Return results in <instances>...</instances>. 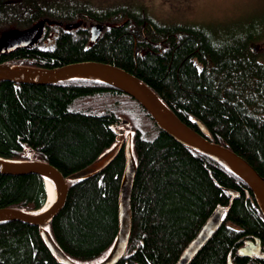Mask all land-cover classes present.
<instances>
[{"label":"trees","instance_id":"obj_1","mask_svg":"<svg viewBox=\"0 0 264 264\" xmlns=\"http://www.w3.org/2000/svg\"><path fill=\"white\" fill-rule=\"evenodd\" d=\"M95 1V3H94ZM0 0V38L43 21L33 46L0 52V63L54 67L97 60L132 73L183 122L199 119L210 139L245 158L264 177V11L209 25L159 17L140 0ZM165 20H164V19ZM74 27L69 22L81 20ZM101 23L90 41V25ZM130 132L136 165L131 231L114 264H174L217 206L222 222L188 264H264V216L247 184L211 157L175 141L131 95L109 83L72 78L52 83L0 80V156L47 161L68 176ZM123 147L101 170L68 180L63 206L46 224L72 260L97 263L117 232ZM37 173H0V207L45 205ZM260 253L240 255L247 239ZM0 264H61L39 227L0 221Z\"/></svg>","mask_w":264,"mask_h":264},{"label":"water","instance_id":"obj_2","mask_svg":"<svg viewBox=\"0 0 264 264\" xmlns=\"http://www.w3.org/2000/svg\"><path fill=\"white\" fill-rule=\"evenodd\" d=\"M79 23L80 20H77V23L68 24L66 27H74ZM91 28H95L97 32L96 36L90 40L93 41L99 36L102 30V24H91L90 29ZM43 29V21L38 20L32 26L25 29H13L9 31L0 38V52L4 53L18 46L31 47L35 45ZM72 78H91L100 80L114 85L131 95L148 111L155 124L175 141L211 157L237 174L250 188L257 207L264 216V177H262L241 155L234 152L226 145L211 140L207 127L199 119L191 118V120L196 122L199 130H195L187 123L180 120L146 83L122 67L97 60H80L54 67H35L16 63H0V80L45 84ZM116 132L118 133L117 142L110 149L104 151L98 158L84 168L68 176H64L51 163L32 158V154L29 159H10L0 156V173H37L43 179L45 191L46 178L51 180L56 189L55 199L44 208H42L44 205L34 210H24L16 207H0V221L21 220L29 224L37 225L39 227L40 237L45 246L56 261L61 264H93L80 263L68 257L53 241L45 226L64 204L68 191V180L89 176L101 170L123 147L125 164L118 194L117 232L108 254L101 261L95 263L114 264L124 253L130 237L131 192L136 172V165L130 150V132L124 133V129L122 128H118ZM229 192L231 194L229 204L226 206H217L214 209L196 234L185 245L174 264H188L201 246L214 233L222 222L223 215L229 210L233 198L238 195L234 190H229ZM238 252L240 255L244 256L259 254L260 239L258 237H255L254 240L247 239L238 249ZM228 264H230V261H228Z\"/></svg>","mask_w":264,"mask_h":264},{"label":"rangeland","instance_id":"obj_3","mask_svg":"<svg viewBox=\"0 0 264 264\" xmlns=\"http://www.w3.org/2000/svg\"><path fill=\"white\" fill-rule=\"evenodd\" d=\"M140 1L148 3L149 0ZM97 2L101 3L102 0ZM107 2L108 0L102 3L107 5ZM152 2L150 8L159 17L209 25H224L231 20L258 17L264 11V0H152ZM75 23L77 21L68 24ZM96 34L95 28H91L89 39L92 40Z\"/></svg>","mask_w":264,"mask_h":264},{"label":"bare ground","instance_id":"obj_4","mask_svg":"<svg viewBox=\"0 0 264 264\" xmlns=\"http://www.w3.org/2000/svg\"><path fill=\"white\" fill-rule=\"evenodd\" d=\"M45 188H46L45 192L47 195V199H46L45 205L42 208H44L45 206H47L48 204L53 202V200L55 199V194H56V189H55L53 183L51 182V180H49L48 178H46ZM93 264H95V263H93Z\"/></svg>","mask_w":264,"mask_h":264},{"label":"flooded vegetation","instance_id":"obj_5","mask_svg":"<svg viewBox=\"0 0 264 264\" xmlns=\"http://www.w3.org/2000/svg\"><path fill=\"white\" fill-rule=\"evenodd\" d=\"M42 34H43V32H42ZM42 34H41V36H42ZM51 36H52L51 33H49V34L46 33V35H45L44 37H41V38H42L43 41H46V40H49V39L51 38ZM41 38H40V39H41ZM40 39H39V40H40ZM39 40H38V41H39Z\"/></svg>","mask_w":264,"mask_h":264}]
</instances>
